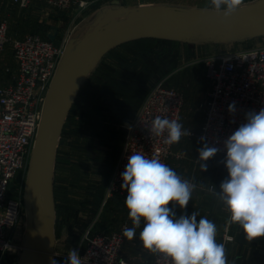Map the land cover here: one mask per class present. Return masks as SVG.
Segmentation results:
<instances>
[{
  "label": "rangeland",
  "instance_id": "1",
  "mask_svg": "<svg viewBox=\"0 0 264 264\" xmlns=\"http://www.w3.org/2000/svg\"><path fill=\"white\" fill-rule=\"evenodd\" d=\"M33 1L35 0H32L28 7L21 8L27 16H32V19L27 21V26L30 25V27L26 28V31H44L47 26L56 25L58 20L55 18L60 10L51 8L43 2H34V4ZM77 1L79 0H74L68 8L71 14L66 16L69 25L78 16V20L81 21L80 27L87 23L86 19L81 18H85L87 12L90 13L94 6L103 8L101 9L103 18H106L108 13H112L113 17L106 23L122 24L135 18L138 7L148 9L179 7L202 10L209 3V0H167L169 3L163 4H149L144 2L146 0H81L87 4L77 10V7L74 8V4L76 6L78 4ZM260 1L262 0H244L243 5ZM3 2L5 5L3 10H6L8 14L14 13V9L11 8L13 4L7 8L10 0ZM3 10L0 11L1 14ZM62 11L63 14H67L65 10ZM5 18L8 19V17ZM24 21L18 25L21 26ZM14 27L16 29L14 31L17 32V25ZM80 27L73 37L71 34L68 35L66 55L59 62L58 67L63 64L66 57L77 50L84 39L78 40L81 37ZM95 29L88 28L87 35L92 34ZM144 42L146 44L142 47L118 44L91 53L80 66L81 76L76 88L71 89L65 96L64 115L58 124L56 160L52 168L55 196L54 264H66L68 252L84 246L87 239L95 233L117 230L123 224L132 226L128 212L121 202L122 199L108 189V186L116 161L124 147V126L133 122L137 116L139 112L137 108L141 105L143 97L157 83L163 82L167 86L182 91L184 107L190 105L193 93L186 86L188 76L193 72L204 74L209 86L204 61L228 50H240L255 44L264 45V8L233 16L227 21L209 26L206 30L184 41H176L177 43H156L153 40ZM11 63L7 62L12 72L14 66ZM208 89L203 94L204 97L202 95L203 105ZM73 103L80 104L81 114L69 116ZM93 110H97V113ZM186 119H188L187 111L182 114V122L186 128H191L189 124H186ZM189 128L187 129L190 130ZM183 141V144L188 142L187 138ZM174 145L170 147L171 154L165 164L169 166L172 162L171 168H181V171L187 173L189 180L191 178L195 182L198 180L207 182L209 177L206 178L205 171L201 175L193 171L200 168L197 163L198 151L191 146L190 155L187 150V156L184 155L183 158L177 149L174 151ZM198 146L202 147L200 142ZM219 156L205 162L207 171L217 169L222 172L226 169L221 162L225 156ZM192 173L194 176H191ZM214 175L217 178L214 177L213 182L208 180L209 183L205 186L193 182L197 190H202L200 194L213 195L214 184L223 178V174ZM16 194L20 195L23 211L27 214V200L30 197L27 181L22 184L20 194L19 192ZM171 203L174 204V202ZM176 206L181 210L180 215H191L193 211L198 210L200 216L197 220L207 216L199 210L200 207L187 205L185 209H181L178 205ZM221 225H223V234L221 233L222 237L217 239V242L223 243L226 252H230V255L233 253L238 264L240 262L252 264L253 260L257 264H264V237L248 240L238 224L225 222ZM140 230L137 229L133 240L124 238L120 258L127 264H150L153 259L154 254L142 247L139 240ZM24 244L25 236L22 234L13 247V251L9 253L11 256L7 257L9 264H18L19 256H21L19 249L24 247Z\"/></svg>",
  "mask_w": 264,
  "mask_h": 264
},
{
  "label": "built area",
  "instance_id": "2",
  "mask_svg": "<svg viewBox=\"0 0 264 264\" xmlns=\"http://www.w3.org/2000/svg\"><path fill=\"white\" fill-rule=\"evenodd\" d=\"M31 1L10 0V3L26 8ZM35 1L57 10H67L74 2ZM77 3L78 10L87 4L81 0ZM8 29V20L0 19V56L9 49L14 61L12 72L11 67H5L0 72L5 76L8 74L11 80L8 84H0V259L10 257L9 253L13 251L20 235L25 236L27 214L23 211L20 195L14 197L10 193L20 194L22 184L27 181L45 97L69 43L66 34L59 43H55L37 33L13 37L9 35ZM204 67L209 89L202 106L203 118L198 131L190 130L191 135L184 137H196L201 146L206 142L220 149L217 154L226 156L224 141L245 122V113H258L264 108V45L228 50L204 61ZM233 102L236 112L230 114L228 106ZM183 107L182 91L159 82L143 98L133 122L124 126V147L108 186L122 199L123 204L127 191L121 188V173L128 163L127 157L134 152H142L166 163L171 154V145L163 142V136L151 137L147 127L156 116L178 118L183 124ZM183 127L188 130L184 124ZM201 137L205 138L204 142L200 140ZM126 226L123 224L117 230L95 233L88 238L84 246L76 249L84 259L83 264H127L120 258L125 238L122 230ZM23 249L20 247L21 253ZM158 260L164 264L159 254L153 256L150 264H157Z\"/></svg>",
  "mask_w": 264,
  "mask_h": 264
},
{
  "label": "clouds",
  "instance_id": "3",
  "mask_svg": "<svg viewBox=\"0 0 264 264\" xmlns=\"http://www.w3.org/2000/svg\"><path fill=\"white\" fill-rule=\"evenodd\" d=\"M244 0H209L202 9L222 21L242 10ZM236 112L235 102L228 106ZM234 122V121H233ZM151 137H164L166 145L178 143L190 136L178 118L156 116L147 127ZM202 142L205 141L201 137ZM226 156L221 161L227 177L214 195L229 213L228 222L238 224L246 239L264 237V108L257 113H245V122L224 141ZM220 151L206 142L198 149L197 163L207 171L206 161ZM121 173V188L127 191L124 204L131 227H124L123 237L129 241L141 229L139 240L151 254H159L164 264H227L226 249L217 242L218 228L214 221L193 211L177 217L174 208L185 209L196 185L182 178L158 157L134 152ZM174 202L173 207L169 204ZM76 250L68 252L66 264H83ZM54 264V262H53ZM160 264V261H157Z\"/></svg>",
  "mask_w": 264,
  "mask_h": 264
},
{
  "label": "water",
  "instance_id": "4",
  "mask_svg": "<svg viewBox=\"0 0 264 264\" xmlns=\"http://www.w3.org/2000/svg\"><path fill=\"white\" fill-rule=\"evenodd\" d=\"M264 8V0L242 5L236 15ZM232 16V17H233ZM223 22L211 12L179 7H138L134 19L122 24L105 23L87 35L76 51L56 70L45 97L41 121L33 145L27 188V230L18 264H53L55 207L52 168L56 155L58 124L64 115L67 93L80 81L82 62L93 52L139 38L184 41L209 26ZM50 40L54 35L48 36Z\"/></svg>",
  "mask_w": 264,
  "mask_h": 264
},
{
  "label": "crops",
  "instance_id": "5",
  "mask_svg": "<svg viewBox=\"0 0 264 264\" xmlns=\"http://www.w3.org/2000/svg\"><path fill=\"white\" fill-rule=\"evenodd\" d=\"M3 1L4 0H0V11L1 12H2L3 9H5V5H4ZM34 2L38 3V1H33L32 3H34ZM144 2H147L149 4H163L165 2L167 3L168 1L167 0H146ZM10 6H12V4L8 3L7 8L10 7ZM75 7H77L76 4H74V8ZM11 8L14 9V13L8 14L6 12V10H3V14H1V12H0L1 17L4 15V17H2V18L0 17V19H4L5 17H8V19H7L8 20V24H9V29L8 30L15 32L14 30H16V29H15L14 25L15 26L17 25V30L19 32L16 35L18 37H22V36H24V35H26L28 33H32V32H28V31L26 32V28L28 29L27 21L31 20L32 16L31 15L27 16L26 12L21 10V8L18 5H16V4L13 5ZM71 8L73 9V6ZM101 9H103V8H101V7L99 8V7H96V6L92 7V9L90 10V13L87 12L86 17L85 18L83 17L84 19L81 18L82 20L86 19V21H87V23L83 27L82 26L80 27V25H81L80 22L81 21L78 20V18H79L78 16H76V19L72 20L71 24L69 25L68 18H67L66 15L69 16V14H71L70 13L71 10H69V12H68V9L65 10L67 14H63L64 12L62 10H60L59 15L55 18V20H58L57 24L56 25L47 26V28H46L47 30L45 29L46 32L44 30V31H41L40 33H37V34H39L41 37L47 38V39H49V37H48L49 35H54V38L51 41H53L55 43H59V41L61 40V38H62V36L64 34H66L67 36L69 34H71L72 37H73V35H75L77 33L78 28L80 27L79 34H80L81 37L78 38V40L81 41V38L83 39V38H85L87 36L86 32H87L88 28L92 27L94 29L95 28L97 29L100 26H102L103 24H105L106 21L110 20L113 17L112 13H108V16L106 18L101 17V15H103ZM17 10H18V13H17ZM6 15H8V16H6ZM24 19H25V21H24ZM23 21H24V23L21 26H19L18 24L22 23ZM76 22H78V23L76 24ZM49 29H51V31H48ZM13 37H15V36H13ZM124 43L125 42H122V43H119V44H124ZM116 45H118V44H116ZM0 57L2 58L0 60V72L5 67H9L7 62L8 63L12 62L11 65L14 66V61H13V59L11 57V54L9 53V49H6L4 51V53ZM193 73L195 74V72H193ZM196 74L198 75L199 72H197ZM10 82H11V80H10V78L7 75L5 76V75H1L0 74V84H8ZM191 83H192V86L190 84L186 85L187 87H189L190 90H192L191 93H193L192 94V96H193L192 97V103L190 104V109L192 110L193 107H195L193 111H197V112H199L201 114V116L199 117L198 122H196V127L197 128L195 129V131L197 132L198 131V127H200V125H199L201 123L200 121H202V118H203V112H202V106H203V101L202 100H203V97H204L203 94L206 93V90L209 88V86H208V82L204 78H202V80H200L198 78H195ZM202 95H203V97H202ZM192 104H193V106H191ZM139 107H140V105H139ZM139 107L137 108L138 110H139ZM187 108H188V106L183 108L182 114L186 112ZM135 113H136V111H135ZM187 113H188V116H189V112H187ZM187 121L190 123V121H192L191 117L190 118L188 117ZM194 122H195V120L191 123L192 126H193ZM191 131H193V130L191 129ZM185 138H187L188 142L183 144V142H184L183 139H185ZM196 139H197L196 137H182L181 140L174 145L175 146L174 147V151L177 149L178 150L177 152L181 153L183 158H184V155L187 156V154H186L187 150H188V154L190 155L191 146L194 147L195 150L198 151V148H199L198 142L199 141L196 140ZM216 156H219V155L217 154ZM176 159H181V158L176 157ZM213 161L214 160H212V162ZM171 163L169 164V167H171ZM180 169L181 168L176 167L173 170H175L177 172V174L180 175L182 178L188 179L187 173H185L184 171H181ZM213 170L214 169H209L207 172L205 171V173H207L206 178L209 177L207 179V182L204 181V183H203L201 180H198L197 182H195V181H192L191 178H190V181L205 186V185H207L209 183V181H211V182L214 181V179H213L215 177L214 174H216V175L218 174L220 176H221V174H223V178L220 179L216 184H214L215 191H219L220 183L228 175L227 169H225V170L223 169L222 172H221V170L217 171V169L215 171H213ZM193 171L194 172H199L200 174H198V175H201V174L204 173V171H202L200 168H198L197 171L196 170H193ZM191 176H194V174L192 173ZM215 178H217V177H215ZM201 191L197 190V187L195 188V190L192 193V197H191V200L189 201L188 205H191V206H194V207H200L199 210L203 211L207 215L206 217L208 219L214 221L215 224L218 223L217 224V228H218L217 239H220L222 237L221 233L223 234V225H221V224H225V222L226 223L228 222L229 213L226 211L225 207L221 204V202L216 198V196L214 194L211 195V196H209V195L206 196L207 195L206 193L200 194ZM122 204H123V202H122ZM123 206H124V204H123ZM171 207H173L172 203H171ZM174 211L176 212L177 217L181 214V212H180L181 210H179V208H177V206H175ZM232 254L233 253H231V255H230V252H226L227 264H238L236 262L238 260ZM240 264H244V263L240 262Z\"/></svg>",
  "mask_w": 264,
  "mask_h": 264
},
{
  "label": "trees",
  "instance_id": "6",
  "mask_svg": "<svg viewBox=\"0 0 264 264\" xmlns=\"http://www.w3.org/2000/svg\"><path fill=\"white\" fill-rule=\"evenodd\" d=\"M30 27V25L28 26V28ZM27 32V31H26ZM28 32H32V33H40L41 31L39 30H32V31H28ZM8 33H9V35H11V36H15V37H18L16 34H18V30H17V32H13V31H9L8 30ZM14 33V34H13ZM46 37V36H45ZM147 40H153V41H155L156 43H158V42H172V43H174V42H176V41H170V40H164V39H153V38H139V39H133V40H130V41H126L124 44H130V45H136V46H143L144 44H146L144 41H147ZM177 43V42H176ZM197 72H195V74L194 73H192V74H190L189 76H188V79H187V84H190L191 86H192V81L195 79V78H198V79H200V80H202V78H204V79H206V77L204 76V74H196ZM143 97V96H142ZM142 97H141V99H142ZM144 98V97H143ZM141 99H140V101H141ZM140 103V102H139ZM190 104V103H189ZM138 105V104H137ZM188 106V108L186 109V111L187 112H189V118L191 117V120L192 121H190V123L187 121V119H186V124H189V125H191V123L195 120V122L193 123V126L191 125V127L192 128H189V127H187V128H189L190 130L192 129V130H194L195 131V129L197 128L196 127V122H198V120H199V117L201 116V114L199 113V112H197V111H193L194 110V108L195 107H193V109L191 110L190 109V105H186L185 107H187ZM191 106H193V104L191 105ZM80 104L79 103H73L72 104V107L70 108V110H69V113H70V115L69 116H74V115H79V114H81V110H80ZM94 111V113L96 112L97 113V110H93ZM91 123H93L92 121H91ZM200 125V124H199ZM198 129H199V127H198ZM55 160H56V156H55V159H54V162H55ZM54 190V189H53ZM17 192H13V191H11V195L12 196H17V194H16ZM53 197H54V207H55V196H54V191H53ZM0 264H9V261H8V259H7V257H3V258H1L0 259ZM252 264H257L254 260L252 261Z\"/></svg>",
  "mask_w": 264,
  "mask_h": 264
}]
</instances>
